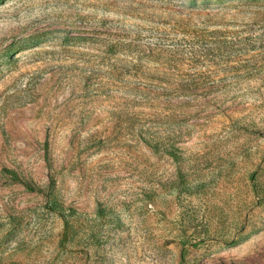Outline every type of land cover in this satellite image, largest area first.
I'll return each instance as SVG.
<instances>
[{"label":"rangeland","instance_id":"374dc122","mask_svg":"<svg viewBox=\"0 0 264 264\" xmlns=\"http://www.w3.org/2000/svg\"><path fill=\"white\" fill-rule=\"evenodd\" d=\"M0 264H264V0H0Z\"/></svg>","mask_w":264,"mask_h":264}]
</instances>
